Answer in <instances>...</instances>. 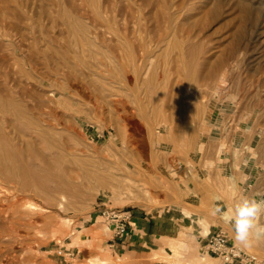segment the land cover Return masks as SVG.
<instances>
[{
  "label": "rangeland",
  "instance_id": "374dc122",
  "mask_svg": "<svg viewBox=\"0 0 264 264\" xmlns=\"http://www.w3.org/2000/svg\"><path fill=\"white\" fill-rule=\"evenodd\" d=\"M202 1L193 4L190 11L200 4V8L206 9L208 2ZM64 4L72 8L76 17L82 18L85 8L80 0H0V99L20 102L36 120L50 127L56 141L49 144L44 137L37 136V149L50 158L61 157L71 176L79 180L77 175L84 170L105 173L123 186L145 188L150 199L147 205H140L117 199L112 193L99 192L86 203L79 202L78 197L73 208L64 211L48 206L38 196L29 195L27 198L40 208L33 209V213L16 212L0 218V264L109 263L92 252L100 248L96 243V239L101 238L98 235L107 231L106 219L101 214L103 208L124 211L137 208L149 214L159 213L162 218H174L177 233L169 243L163 264H216V259L206 250V235L220 229L234 242V231L232 225L224 221L222 213L213 215L214 209L219 207L227 211L242 195L264 199V155L261 151L264 148V85L258 83L255 88L251 87L249 95L241 98L237 105L229 98V94L235 93L230 87H223L224 96L219 102H211L205 123H218V126L205 139L213 144L209 152L213 156L219 141L227 148L226 152H221L219 164H202L200 157L204 153L179 145L176 134L171 136L163 128L161 116L149 104L146 108L151 115L146 117L138 115L131 102L125 104L127 112L130 111L128 114L116 107L110 92L113 41L107 31L108 24L88 14L92 33L87 39L81 35L77 37L63 19ZM234 13L227 9L217 24H221L224 32L237 23V12ZM211 25V20H207L204 31L211 34ZM234 29L235 26L231 27L229 32ZM80 37L82 43L76 39ZM251 58L254 60L247 70L252 76H259L264 84V47ZM258 63L262 64L261 71L256 68ZM2 121L0 111L1 127L10 138L14 137L15 129L13 132L12 127ZM142 121L150 123L149 126L142 125ZM151 126H155L156 135L150 130ZM155 136L157 143H153ZM85 183L90 184L88 180ZM179 192L182 204L171 203V197L175 198ZM195 206L204 207L207 213L195 211ZM213 217L218 221H211ZM257 225L261 236L249 248L264 258V215ZM86 226L89 227L85 229ZM82 229L86 231L82 237L84 241L79 240ZM64 248L74 251L72 261H64L57 252ZM86 249L92 251L86 253Z\"/></svg>",
  "mask_w": 264,
  "mask_h": 264
},
{
  "label": "bare ground",
  "instance_id": "6f19581e",
  "mask_svg": "<svg viewBox=\"0 0 264 264\" xmlns=\"http://www.w3.org/2000/svg\"><path fill=\"white\" fill-rule=\"evenodd\" d=\"M197 1L203 2L202 0H80L85 8L82 18L76 17L68 4H64L62 15L68 27H71L70 32L85 39L92 33V25L87 21L88 14L92 16L91 18L108 24L107 31L113 41L111 47L113 79L110 92L116 107L119 106L125 114L128 110L125 104L131 102L136 113L145 116L149 113L146 108L149 104L151 109L152 107L156 109L161 116L162 122H159L163 128L170 135L176 134L179 145L185 146V149L190 151L203 152L200 161L202 164L211 165V163H220V154L226 152L225 148H227L219 141L214 147L213 156L209 152L213 144L205 139H208L218 126V123L216 125L205 123L211 102H219L224 96L223 87H230L235 93L229 94V98L237 105L241 102V98L249 95L251 87L258 83L264 85L259 76L255 75L256 79L247 70L248 64L253 59L251 57L261 52L264 47V0H206L207 8H200V4L193 14L194 11L190 10ZM227 9H230V12H237L238 21L224 32L221 24H217ZM207 20H211L212 23L211 34L204 31ZM233 26L235 29L229 32ZM82 37L76 39L81 40L82 43ZM261 66L262 64L258 63L257 70H260ZM157 101L159 103L156 105ZM262 110L264 112V109ZM0 111L4 119L2 122H6L7 126L10 125L12 131L15 129L14 137L10 138L5 133L4 127L0 125L2 178L0 179V218L4 219L7 215L16 212L22 215L36 211L37 204L27 198L29 195L38 196L48 206H56L64 211L73 208L72 205H75L78 197L79 202L86 203L99 192L112 193L117 199L127 202L148 204L150 196L141 186H123L119 181L114 182L116 178L112 180V176L108 174L99 172L93 174L84 169L81 175H77L78 180L67 173L61 157L55 159L41 153L36 146L37 136L44 137L49 144H54L56 140L49 131L50 127L36 120L20 102L0 99ZM221 117H224V114ZM142 122V125L146 124L145 121ZM148 124L150 123L147 122L146 127ZM149 128L155 134V126ZM62 129L65 130V127L63 126ZM153 143H157L156 136ZM261 151L264 155V148ZM86 180L90 183L88 186ZM180 193L175 198L171 197L170 202L182 204ZM194 210L207 213V209L201 206H195ZM210 220L215 222L218 218L213 217ZM246 250L262 256L256 250L250 248Z\"/></svg>",
  "mask_w": 264,
  "mask_h": 264
},
{
  "label": "crops",
  "instance_id": "0c3cea01",
  "mask_svg": "<svg viewBox=\"0 0 264 264\" xmlns=\"http://www.w3.org/2000/svg\"><path fill=\"white\" fill-rule=\"evenodd\" d=\"M125 212L128 216L125 232L122 235H115L112 226L106 221V233L98 235L101 238L96 239L100 248L94 251L86 249V253L92 251L99 258H105L114 264H163L169 243L177 233L174 230V218H162L159 213L149 214L137 208ZM83 229L79 230L80 241L86 232ZM62 252L64 253H61V257L64 261H72L74 251L71 248H64Z\"/></svg>",
  "mask_w": 264,
  "mask_h": 264
},
{
  "label": "built area",
  "instance_id": "2783aa9c",
  "mask_svg": "<svg viewBox=\"0 0 264 264\" xmlns=\"http://www.w3.org/2000/svg\"><path fill=\"white\" fill-rule=\"evenodd\" d=\"M101 214L110 223L115 235H122L125 232L128 216L124 210L103 208ZM206 247L216 259V264H264V258L236 245L220 229L212 230L206 235ZM57 252L64 253L61 249Z\"/></svg>",
  "mask_w": 264,
  "mask_h": 264
},
{
  "label": "clouds",
  "instance_id": "9594fccd",
  "mask_svg": "<svg viewBox=\"0 0 264 264\" xmlns=\"http://www.w3.org/2000/svg\"><path fill=\"white\" fill-rule=\"evenodd\" d=\"M216 213H222L224 221L232 225L234 242L241 248L251 247L260 238L261 230L257 221L264 215V199L257 200L242 195L227 211L215 208L213 215Z\"/></svg>",
  "mask_w": 264,
  "mask_h": 264
}]
</instances>
